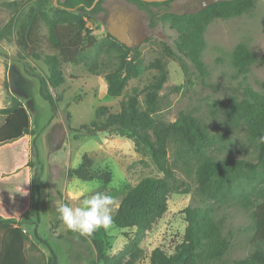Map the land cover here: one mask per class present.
Returning <instances> with one entry per match:
<instances>
[{"label":"rangeland","instance_id":"1","mask_svg":"<svg viewBox=\"0 0 264 264\" xmlns=\"http://www.w3.org/2000/svg\"><path fill=\"white\" fill-rule=\"evenodd\" d=\"M113 1L104 0L105 11L86 18L87 29L95 43L85 50L80 63L62 66L65 83L56 90L51 89L58 99V111L53 114L48 103L39 96V81L34 77L47 74L46 66L33 58L21 60L18 56L17 39L29 28L34 6L29 0H0V29L13 16L17 17L13 38L0 41V111L11 106L13 96L18 97L30 115L34 132L28 139V157L24 161L30 170L28 206L14 219L15 226L21 227L30 237L26 249L29 264H46L51 256L35 238V231L55 251L57 264H87L93 258L94 248L90 241L84 242L68 234L69 230L57 212L61 205L75 208L84 198L102 192L114 197L113 217L123 198L142 179L163 177L149 157L136 152L131 140L103 130L93 136L82 135L80 131L83 127L90 128L94 121L104 124V117H96L100 107H106L110 114L119 113L121 102L133 89L143 90L152 81L157 71L151 65L157 61L165 63L168 72L167 82L160 91L157 118L173 123L182 113H187L204 125L213 137L214 156L256 162L253 144L241 128L227 122L223 104L229 96L240 95L246 85L264 95V0H256L255 8L240 17L216 19L210 23L205 32L203 61L207 74L204 77L189 60L184 59L182 65L180 61L166 57V47L176 50L177 32L167 24L153 23L151 15L143 16V22L148 26L147 38L135 47L141 74L129 81L119 98L107 94L105 79V74L117 66L116 53L110 45L113 40L107 32L109 5ZM177 2L184 3L185 0ZM57 3L58 0H54V4ZM150 9L160 13L157 8ZM39 35L43 43L37 51L44 55L49 53L45 43L48 30L44 25L40 27ZM240 43L247 44L257 56V62L247 75L232 65V53ZM143 99L144 95L140 97L142 102ZM4 121L5 116L0 113V127ZM20 141L7 144L14 146L0 152V179L7 177L10 168L21 164L27 141ZM85 155L91 158L94 171L110 173L109 182H85L68 176V171L78 168ZM169 160L176 164L174 191L169 195L167 212L142 238L140 247L144 254L137 264H151V255L156 248L169 254L174 251L184 237L183 212L187 207L210 210L222 222L231 246L220 264H235L245 258L252 251L251 210L204 200L197 191L193 166L186 167L177 161L174 147L169 150ZM9 177H12L9 182L16 186H7L0 180V203L9 213L15 214L26 207L23 187L28 183V173L19 171ZM0 215L5 217L7 212L0 210ZM125 233L133 237L135 230H121L111 224L100 232L98 237L104 240L110 256L117 255L127 245ZM1 236L0 228V242Z\"/></svg>","mask_w":264,"mask_h":264},{"label":"trees","instance_id":"2","mask_svg":"<svg viewBox=\"0 0 264 264\" xmlns=\"http://www.w3.org/2000/svg\"><path fill=\"white\" fill-rule=\"evenodd\" d=\"M94 1L58 0L54 4V0H29L34 6L33 19L29 28L19 34L18 56L21 60L33 58L46 66L47 74L34 77L39 81V96L48 103L53 114L58 111V99L51 89L56 90L65 83L62 66L80 63L85 50L95 43L87 29L86 18L105 9L102 7L104 0H100L94 9L89 10ZM128 1L148 11L153 23L159 21L177 32L178 36L174 41L176 50L166 47V57L176 59L182 65L184 59L189 60L203 77L207 74L203 61L207 27L216 19L227 20L249 13L256 4V0H223L210 4L201 11L180 16L174 11L166 10L156 14L150 9H170L172 2L180 0L164 3ZM42 25L48 30L45 43L49 53L44 55L37 51V47L43 43L39 35ZM16 27L17 17L13 16L0 29V41L11 40ZM108 37L114 42L110 45L116 53L117 66L115 70L105 74L107 94L112 98H119L129 81L141 74L140 58L135 48L126 47L109 34ZM256 62L257 56L245 43H240L232 53L233 67L244 75L249 73ZM151 68L157 71L152 81L143 90L133 89L121 102L119 113L110 114L106 107H100L96 111V117H104V124L94 121L90 128L83 127L80 130L82 135L93 136L103 130L131 140L136 152L149 157L163 174L161 178L146 177L136 184L123 198L113 216L114 226L121 230H135V235L130 237L125 233L127 245L117 255L110 256L106 252L104 240L98 237L103 228L91 236H81L71 231L68 234L84 242H91L94 253L87 264H137L144 254L140 247L142 238L168 210L169 195L174 191L173 183L176 180V164L169 160V150L174 147L176 160L186 167L193 166L197 191L204 200L251 210L252 251L235 264H264V95L246 85L240 95L229 96L223 104L227 122L241 128L253 144L256 162L230 157L219 159L212 154L213 137L193 116L182 113L173 123L157 118L160 91L167 82L168 72L167 65L162 61L152 64ZM24 71L30 73L25 68ZM142 95L143 102L140 100ZM0 113L5 116L4 124L0 127V152L14 146L7 144L27 141L21 164L10 168L4 174L7 177L3 179L2 176L0 180L6 182L7 186H16L9 182L12 180L9 176L19 171L28 173V183L23 187L26 207L14 214L9 213L4 204L0 203V210L7 212L5 217L0 215V264H29L26 249L30 237L21 227L15 226L14 219L20 217L28 206L30 170L24 165V161L28 157V139L34 132L30 115L18 97L13 96L11 106ZM33 144L35 146V142ZM68 176L85 182L110 181L109 172L99 173L93 170V162L88 155L83 157L78 168L68 171ZM183 213L186 228L181 243L170 254L156 248L151 255V264H220L231 246L230 237L225 233L222 222L210 210L200 207H187ZM34 235L50 251L51 256L46 264H57V255L48 242L37 231Z\"/></svg>","mask_w":264,"mask_h":264},{"label":"clouds","instance_id":"3","mask_svg":"<svg viewBox=\"0 0 264 264\" xmlns=\"http://www.w3.org/2000/svg\"><path fill=\"white\" fill-rule=\"evenodd\" d=\"M113 204V196L95 192L84 198L80 206L74 208L63 204L58 207L57 212L67 230L81 236H91L97 230H106L111 226Z\"/></svg>","mask_w":264,"mask_h":264},{"label":"flooded vegetation","instance_id":"4","mask_svg":"<svg viewBox=\"0 0 264 264\" xmlns=\"http://www.w3.org/2000/svg\"><path fill=\"white\" fill-rule=\"evenodd\" d=\"M186 1L187 0H185L184 3L174 1L171 3L170 9L162 7L158 10L160 11V13H163L166 10L180 12L185 10V7L182 6L186 3ZM203 1L204 0H192L191 6L198 7L202 5ZM109 10L110 14L108 17V22L110 17H112V19L117 20H120V18L127 20L128 32L131 35L132 45H134V43L138 40L139 36L137 35V32L141 28L142 30L140 31L147 36L145 31L147 30L148 26L144 24L143 16H150L148 11L140 9L135 3L130 2L128 0H114L112 3H110Z\"/></svg>","mask_w":264,"mask_h":264},{"label":"water","instance_id":"5","mask_svg":"<svg viewBox=\"0 0 264 264\" xmlns=\"http://www.w3.org/2000/svg\"><path fill=\"white\" fill-rule=\"evenodd\" d=\"M141 1L146 3H154V2H165L170 0H141ZM220 1L223 0H204L202 5L198 7H192L191 6L192 0H187L186 3L182 6L185 7V10L176 13L180 16L186 13L187 14L195 13L205 9L210 4L218 3ZM99 2L100 0H95L92 7L89 8V10L94 9ZM140 30H142V28ZM140 30H138L137 32V35L139 36L138 40L134 43V45H132L131 35L128 32L126 19L120 18V20H117V19H112V17H110L107 26L108 34L114 39H116L119 43L125 45L128 48H135L146 40L147 36L143 34Z\"/></svg>","mask_w":264,"mask_h":264}]
</instances>
